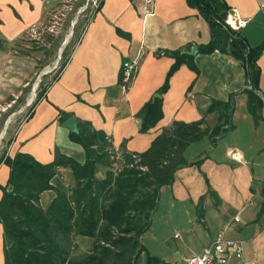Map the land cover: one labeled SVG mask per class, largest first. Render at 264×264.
<instances>
[{
    "label": "crops",
    "instance_id": "1",
    "mask_svg": "<svg viewBox=\"0 0 264 264\" xmlns=\"http://www.w3.org/2000/svg\"><path fill=\"white\" fill-rule=\"evenodd\" d=\"M78 0H0V100L20 87L31 74L30 57L12 52L21 46L33 27H39L52 10ZM247 24L238 30L254 47L264 40V0H224ZM152 15L135 0H103L102 7L84 29L68 63L57 81L17 129L7 155L29 154L41 164L54 161L55 151L84 163L85 152L62 127L69 117L101 132L111 148L126 153H142L173 121L205 119L208 126L216 114L207 113L212 100L226 101L233 95V130L212 146L203 138L188 146L184 159L190 165L179 169L171 185L160 189L152 222L139 239L144 251L136 264H146L147 255L159 264H187L211 245L219 232L240 241L239 257L230 264H264V122L255 125L247 110L245 70L239 61L216 51L200 54L198 47L210 40L208 23L186 0H155ZM26 47V46H25ZM197 49L196 75L180 66L163 94L174 63L172 53L182 55ZM38 60V54L34 53ZM139 58L135 76L126 93L120 88L122 64ZM257 64L259 88L264 94V53ZM10 93V94H11ZM158 93L163 118L148 133L139 132L136 114ZM30 102L26 103L28 106ZM67 114L63 121L61 116ZM80 130V128H79ZM194 163V164H193ZM109 169L97 167L96 179H104ZM10 170L0 164V186H5ZM64 175L70 177L69 184ZM51 184L59 190L74 186L69 169H58ZM68 186V187H67ZM55 197L46 191L40 205L47 208ZM2 191L0 189V200ZM238 218V221H235ZM93 240L77 236L75 256L88 253ZM0 264H4L3 227L0 224Z\"/></svg>",
    "mask_w": 264,
    "mask_h": 264
},
{
    "label": "trees",
    "instance_id": "2",
    "mask_svg": "<svg viewBox=\"0 0 264 264\" xmlns=\"http://www.w3.org/2000/svg\"><path fill=\"white\" fill-rule=\"evenodd\" d=\"M186 2L199 12L209 26L210 40L198 47L199 53L210 55L219 51L240 62L245 70L247 110L255 125L264 122V94L259 88L260 69L257 64L264 53V40L252 47L239 31L228 26L220 17L229 10L224 0ZM102 4L103 0H100L98 7L81 26L68 55L65 49L52 80L44 88L39 86L40 91L32 103V109L59 78L84 29L100 11ZM83 5L78 3L75 7ZM55 11L52 10L46 20ZM74 29L78 28L75 26ZM172 58L174 63L157 91L161 95L168 90L169 81L180 66L186 65L196 75L199 74L194 57L174 52ZM233 111V95L226 101L212 100L207 110L208 114H216L212 126H208L204 118L188 123L173 121L146 151H120L123 165H132V168H122L118 172L113 167L114 155L109 153L111 144L103 133L94 131L86 123L79 124L78 135L71 134V139L81 145L85 152L84 163L58 150L55 151L54 161L49 164H41L26 153L18 152L10 157L4 152L0 164H5L10 170L7 184L0 186L4 264H136L144 251L139 239L151 226L160 189L173 183L179 169L192 164L184 159L188 146L203 138L209 139L211 145L215 146L219 139L233 130ZM66 117L68 115L62 113L60 120ZM162 118V99L148 101L136 114L139 132L148 133ZM11 142H8V147ZM132 154L137 156L136 163ZM98 166L109 169L104 179H96ZM58 169L71 171L74 186L70 190H59L51 184ZM46 191H54L55 197L47 208H43L40 197ZM261 194L264 196V185ZM77 236L93 240L88 253L73 254ZM159 263V259L147 255L146 264Z\"/></svg>",
    "mask_w": 264,
    "mask_h": 264
},
{
    "label": "rangeland",
    "instance_id": "3",
    "mask_svg": "<svg viewBox=\"0 0 264 264\" xmlns=\"http://www.w3.org/2000/svg\"><path fill=\"white\" fill-rule=\"evenodd\" d=\"M78 3H83L84 5L80 8H76L75 6ZM89 3L87 4V0H79L78 2H73L72 4L67 5L71 10L65 9L66 6L57 8L55 13L49 16L44 25L42 23V25L35 28L37 34L36 40L30 37L31 31L26 35V38L21 44V46H24L25 51L15 49L12 52L16 56L30 57L32 68L31 74L26 80L27 84L25 88L20 87L18 90L13 91L12 93L10 92L11 94L9 93L8 96L0 100V137H2L0 139V157L7 151L8 142L13 140L19 126L30 115L32 111V103L36 99L34 95H37L40 91L39 86L41 85V87L44 88L46 84L52 80L58 70L56 60L59 55V50L62 47V43L72 31L70 40L62 49L60 54L61 58L66 48L67 55L69 54L70 47L78 36L81 26L92 15L95 6L91 2ZM86 5L87 7L84 10L83 15L79 16L78 11ZM55 16H57L58 19H55ZM54 20L57 22V25L55 26L56 29H54V32H50L49 27ZM73 23L74 27L72 28ZM75 26L78 29H74ZM49 36L51 37V40H49ZM34 53L40 55V60L34 56ZM55 65L56 67H54ZM46 70H49L50 72L39 79V75ZM32 95V101L26 106V103ZM6 122H8V126L5 130ZM64 177L69 184L70 177L68 175H64Z\"/></svg>",
    "mask_w": 264,
    "mask_h": 264
},
{
    "label": "built area",
    "instance_id": "4",
    "mask_svg": "<svg viewBox=\"0 0 264 264\" xmlns=\"http://www.w3.org/2000/svg\"><path fill=\"white\" fill-rule=\"evenodd\" d=\"M136 2L140 3L146 8V14L145 15H152L153 13V7L155 4V0H135ZM91 2L95 9L98 7L100 0H87V4ZM87 5L81 8L78 13L80 14L86 9ZM65 9L71 10L70 7L66 6ZM63 15V14H62ZM55 19H58L57 16H55ZM225 23L230 26L233 30L238 31L245 27L247 24V20L240 17L238 12L234 9H229L227 12L226 19L224 20ZM57 22L54 20L49 27L50 32H54V29H56ZM35 28L33 27L31 29L30 37L34 40L37 38V34L35 32ZM140 57H137L136 59L132 61H127L122 64V70H121V79H120V88L122 93H126L130 87V84L132 83V80L135 76L138 61ZM109 153L114 155L112 156V159L115 161L113 164L114 170L116 172L121 171L122 168H132V165H123V158L121 156L120 151L109 149ZM133 159H135V163L138 161L137 156L132 154L131 155ZM134 163V164H135ZM140 170L144 171V168L140 167ZM235 221H238V218H235ZM242 252V244L240 241L227 239L224 236V232H219L214 241L209 245L208 247L204 248L201 254L198 256H193L188 259H186L187 264H230V256L235 255L237 257L240 256Z\"/></svg>",
    "mask_w": 264,
    "mask_h": 264
},
{
    "label": "water",
    "instance_id": "5",
    "mask_svg": "<svg viewBox=\"0 0 264 264\" xmlns=\"http://www.w3.org/2000/svg\"><path fill=\"white\" fill-rule=\"evenodd\" d=\"M79 15V13H78ZM226 16H227V12H223L220 17L222 20H225L226 19ZM74 27V23L72 25V28ZM72 36V31L70 32V34L66 37V39L64 40V42L62 43V47L61 49L59 50V55H58V58L56 60V65H58L59 61H60V54L62 52V49L63 47L68 43V41L70 40ZM184 55H187V56H195L197 54V49L195 47H193L190 51H186L183 53ZM56 65L54 67H56ZM48 72H50L49 70H46L44 72H42L40 75H39V79H41L45 74H47ZM35 90V89H34ZM34 97H36V95H34ZM157 98H160V95L158 93L154 94L153 97H152V101H155ZM7 126H8V122H6L5 124V130L7 129ZM62 127L67 129L71 134H74V135H78L80 133V130L78 128V125H77V122H76V119L74 117H69L67 120H65V122L62 124ZM2 137H0L1 139Z\"/></svg>",
    "mask_w": 264,
    "mask_h": 264
},
{
    "label": "bare ground",
    "instance_id": "6",
    "mask_svg": "<svg viewBox=\"0 0 264 264\" xmlns=\"http://www.w3.org/2000/svg\"><path fill=\"white\" fill-rule=\"evenodd\" d=\"M32 98H33V95H32V97H30V99L28 100L29 102H31L32 101ZM1 136V135H0Z\"/></svg>",
    "mask_w": 264,
    "mask_h": 264
}]
</instances>
